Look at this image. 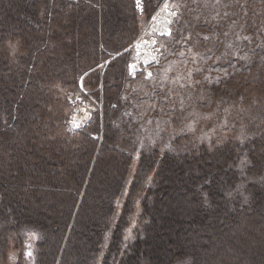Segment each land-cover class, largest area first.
<instances>
[{
    "label": "trees",
    "instance_id": "trees-1",
    "mask_svg": "<svg viewBox=\"0 0 264 264\" xmlns=\"http://www.w3.org/2000/svg\"><path fill=\"white\" fill-rule=\"evenodd\" d=\"M162 1L143 0L139 16L135 0H0V264L10 250L27 264L24 229L39 232L32 264H264V128L162 153L128 138L130 47ZM211 2L169 0L163 59L189 35L219 50L245 11L243 32L259 33L264 0ZM251 54L219 61L247 74L223 64L215 95L264 87V51ZM79 84L101 85L102 111L71 134Z\"/></svg>",
    "mask_w": 264,
    "mask_h": 264
},
{
    "label": "rangeland",
    "instance_id": "rangeland-1",
    "mask_svg": "<svg viewBox=\"0 0 264 264\" xmlns=\"http://www.w3.org/2000/svg\"><path fill=\"white\" fill-rule=\"evenodd\" d=\"M163 1L155 15L150 18V22L143 24L137 37L143 35L144 40L149 42L148 46L139 42L138 63H147L151 58L145 56L147 48L150 52H157L152 63L156 60L157 62L150 66L153 76L150 80H145L142 75L136 79L127 75L128 81L123 92L124 127L129 133L128 138L133 140V146L138 150L156 147L160 153L184 151L200 144L213 147L228 140L241 141L257 134L264 128V87L258 90L240 85L226 94L215 95L211 86L223 88L222 82L230 72L223 64L230 66L226 62L220 63V60H224L225 57L236 58L239 55L244 62L247 58H253L252 52L264 51L262 16L256 20L259 33L254 32L253 37L249 38V34L243 32L245 23L242 20L245 11L242 20L225 34L219 50L216 51L209 45L202 47L189 35L175 48H167L168 56L163 59L165 50L162 46L167 42L170 25L176 12L168 1ZM211 3V0H204L205 5ZM153 20L157 21L154 24L158 29L156 31L151 27ZM147 25L148 28L145 29ZM199 34L200 39L209 40L210 33ZM244 39H248L249 44L240 54L239 48L245 46L242 43ZM131 52L134 58L133 48ZM239 61L240 58L233 65L236 66ZM230 68L240 69L247 74L242 64ZM247 78L253 80L251 75H247ZM79 90L78 87V90L71 93ZM100 93L102 94L101 90L92 91L93 97L97 99ZM243 187L244 183H240L236 190L242 192ZM137 214L138 209L134 217ZM176 214L179 215L181 212L176 211ZM133 225L132 220L128 233ZM22 233L24 258L27 264H32L39 232L24 229ZM29 252L31 255L27 254ZM16 258V251L10 250L6 264H14Z\"/></svg>",
    "mask_w": 264,
    "mask_h": 264
},
{
    "label": "built area",
    "instance_id": "built-area-1",
    "mask_svg": "<svg viewBox=\"0 0 264 264\" xmlns=\"http://www.w3.org/2000/svg\"><path fill=\"white\" fill-rule=\"evenodd\" d=\"M135 8L137 13L141 15L143 13V0H135ZM142 36L143 35H140L131 46L134 50V59L127 65V75L132 79H136L139 75H142L145 80H150L153 76L150 66L155 65L157 60L148 66H141L135 70L130 67L136 59L137 46L142 39ZM97 68L102 69L103 63H99ZM149 73L151 76H149ZM79 89L78 92L69 94L67 98L69 104L73 106L71 117L67 121V128L71 134L80 131L90 121L94 114L101 112L102 110L101 93L99 94L100 97L97 99L93 97L92 91L86 90L81 84L79 85ZM98 90H101V88L98 87Z\"/></svg>",
    "mask_w": 264,
    "mask_h": 264
},
{
    "label": "bare ground",
    "instance_id": "bare-ground-1",
    "mask_svg": "<svg viewBox=\"0 0 264 264\" xmlns=\"http://www.w3.org/2000/svg\"><path fill=\"white\" fill-rule=\"evenodd\" d=\"M163 2H165V1H163ZM155 13H156V12H155ZM152 17H153V16H152ZM149 22H150V21H149ZM156 22H157L156 20H153V22L151 23V27H152V30H153V31L158 30V29H156V28L154 27V24H155ZM148 25H149V23H148ZM148 25H147V27H146L145 29L148 28ZM145 31H146V30H145ZM145 31H143V32H145ZM140 43H146L147 46L149 45V44H148L149 42L146 41V40H144V37H143V36H142V39L140 40ZM139 51H140L139 46H137V56H136V59L134 60L133 64L131 65L132 68H133L134 70L137 69L138 67H141V66H145V65L148 66L149 64H151V63L154 61V59H155V57H156V52H150L149 49L147 48V49H146L145 56H147V57H151V58L148 60L147 63H138ZM134 65H135V66H134Z\"/></svg>",
    "mask_w": 264,
    "mask_h": 264
},
{
    "label": "water",
    "instance_id": "water-1",
    "mask_svg": "<svg viewBox=\"0 0 264 264\" xmlns=\"http://www.w3.org/2000/svg\"><path fill=\"white\" fill-rule=\"evenodd\" d=\"M165 2H167L168 0H164ZM158 10V9H157ZM157 12V11H156ZM154 15H155V13H154ZM176 17V12H174V18ZM169 32H170V30H169ZM169 35V34H168Z\"/></svg>",
    "mask_w": 264,
    "mask_h": 264
},
{
    "label": "snow or ice",
    "instance_id": "snow-or-ice-1",
    "mask_svg": "<svg viewBox=\"0 0 264 264\" xmlns=\"http://www.w3.org/2000/svg\"><path fill=\"white\" fill-rule=\"evenodd\" d=\"M169 35H170V32L168 33ZM130 67H132L131 65H130ZM149 76H151V74L149 73ZM28 255H31V253L29 252V253H27Z\"/></svg>",
    "mask_w": 264,
    "mask_h": 264
}]
</instances>
